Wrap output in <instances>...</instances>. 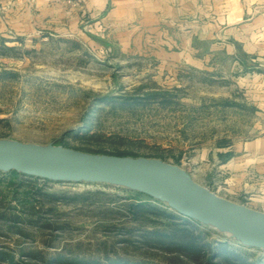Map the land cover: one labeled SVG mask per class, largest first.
Here are the masks:
<instances>
[{
  "label": "rangeland",
  "instance_id": "1",
  "mask_svg": "<svg viewBox=\"0 0 264 264\" xmlns=\"http://www.w3.org/2000/svg\"><path fill=\"white\" fill-rule=\"evenodd\" d=\"M1 3L0 141L158 160L248 204L244 188L254 183L232 185L225 169L264 134L239 25L219 13L202 14L196 29L191 16L150 24L109 4L87 12L80 0ZM16 8H36L40 28L11 29ZM137 193L0 172V253L13 264H208L206 255L222 253L225 264H264L263 251ZM185 239L203 247L184 251Z\"/></svg>",
  "mask_w": 264,
  "mask_h": 264
},
{
  "label": "water",
  "instance_id": "2",
  "mask_svg": "<svg viewBox=\"0 0 264 264\" xmlns=\"http://www.w3.org/2000/svg\"><path fill=\"white\" fill-rule=\"evenodd\" d=\"M0 172L48 181L125 178L131 183L127 187L153 197L175 214L264 252V214L217 196L178 168L158 160L0 141Z\"/></svg>",
  "mask_w": 264,
  "mask_h": 264
},
{
  "label": "crops",
  "instance_id": "3",
  "mask_svg": "<svg viewBox=\"0 0 264 264\" xmlns=\"http://www.w3.org/2000/svg\"><path fill=\"white\" fill-rule=\"evenodd\" d=\"M6 1L2 0L1 4L6 5ZM63 2L54 3L52 7L61 9L66 5ZM108 4L112 6V11L115 14L127 15L129 18L135 15H145L146 23L150 24L163 25L169 22V18H173L171 19L173 22H178L184 16H191L193 28L196 29L199 28L202 14L219 13L218 15H224V20L228 24L239 25L242 32L240 40L241 63L244 66L247 64V70H253V75H247V78L257 81L256 88L253 89V95L256 96L254 107L259 112L264 127V0H220L218 12V4L215 0L212 2L214 10H211L210 0H80L81 9L87 12H101ZM42 5L44 7L41 10L45 11L44 13L48 12L46 15L50 16L52 12L49 11L52 8H49L50 6L45 8L44 3ZM6 6L8 8V5ZM11 6H15V4ZM38 8L40 9V7ZM202 8H204L203 11ZM34 9L36 8L12 10L17 18L15 21H6V24H12L9 27L19 32H32L38 29L39 26L33 19L36 15ZM1 14L10 15L8 12ZM53 15H57V12L55 11ZM59 15L64 16L66 13L60 12ZM225 169L230 176L232 185L238 178L254 183V185L244 188L246 193H250V198L248 204L243 206L264 214V134L244 147L243 154L239 159H231L226 162ZM236 189L232 188L233 194L239 193Z\"/></svg>",
  "mask_w": 264,
  "mask_h": 264
},
{
  "label": "trees",
  "instance_id": "4",
  "mask_svg": "<svg viewBox=\"0 0 264 264\" xmlns=\"http://www.w3.org/2000/svg\"><path fill=\"white\" fill-rule=\"evenodd\" d=\"M114 156H125V155L116 154ZM9 173L12 174V175H16V176L20 175V174H18L16 172H9ZM137 195L146 196L143 193H137ZM146 197H148V196H146ZM178 236H180V232H179ZM174 239L176 240V236L174 237ZM180 242H181L180 248H182V250H184V251H192V250H196L198 247H203L202 244H199L198 242L192 241L190 239L189 240L185 239V240H182V241L180 240ZM222 254H217V256L206 255V260H207L208 264H215V263L216 264H225V263H227L228 259H226V257L223 256ZM0 259H6L8 264H13L12 258L8 257V256H6L4 254L0 253ZM213 261H215V263ZM243 262H244V260L240 259V262H238V264H245Z\"/></svg>",
  "mask_w": 264,
  "mask_h": 264
},
{
  "label": "bare ground",
  "instance_id": "5",
  "mask_svg": "<svg viewBox=\"0 0 264 264\" xmlns=\"http://www.w3.org/2000/svg\"><path fill=\"white\" fill-rule=\"evenodd\" d=\"M109 182L112 183V184L123 185V186H126V187L131 185L130 181H128L125 178L114 179V180H110Z\"/></svg>",
  "mask_w": 264,
  "mask_h": 264
}]
</instances>
